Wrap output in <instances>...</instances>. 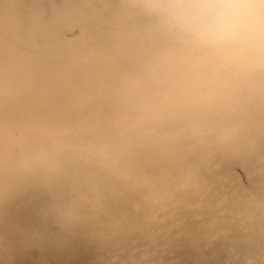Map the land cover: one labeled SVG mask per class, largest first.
Returning <instances> with one entry per match:
<instances>
[{"label": "bare ground", "instance_id": "1", "mask_svg": "<svg viewBox=\"0 0 264 264\" xmlns=\"http://www.w3.org/2000/svg\"><path fill=\"white\" fill-rule=\"evenodd\" d=\"M0 264H264V0H0Z\"/></svg>", "mask_w": 264, "mask_h": 264}]
</instances>
